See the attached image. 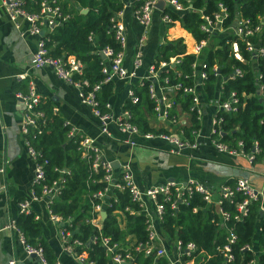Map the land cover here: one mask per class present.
Returning a JSON list of instances; mask_svg holds the SVG:
<instances>
[{
    "label": "trees",
    "instance_id": "trees-1",
    "mask_svg": "<svg viewBox=\"0 0 264 264\" xmlns=\"http://www.w3.org/2000/svg\"><path fill=\"white\" fill-rule=\"evenodd\" d=\"M37 4L25 0L24 6L29 10L38 9ZM183 6L191 5V10L176 14L163 9L160 14L167 13L172 20H177L183 30L191 35L193 40L206 39V34L200 32L199 24L201 14H210L216 10L218 3L222 4L229 13L231 20L235 15L247 20L248 25L255 26L259 21L264 27V0H176ZM62 15L67 18L60 24L51 28L46 34L47 54L49 56L65 57L73 56L82 64L81 74L73 75L72 79H85L89 85L97 83L104 78L101 72L103 60L98 55V50L110 47L118 50L119 45L110 30L109 18L121 10L122 0H55ZM81 10H85L84 13ZM88 36L93 38L88 41ZM237 43L242 61L236 60L230 51V43ZM213 43V41H212ZM203 49L201 59L206 63V78L203 81L204 97L207 100L213 98L219 91L220 99H225L230 92L237 98L234 112L217 111L216 117H221L220 129L222 135L219 142L229 148L252 153L256 144L258 151L253 154V162L264 157V100L261 101L259 93L264 94V59L251 57L243 46V42L234 37H222L215 45ZM205 50V51H204ZM169 57H177L180 63L175 70L167 72L166 84H179L175 93H167L173 106H178L188 112L190 126H182L180 130L190 138L189 130L198 126L194 111L189 112L191 96L182 92V87L192 86L189 78L191 64L196 59L192 54H185L184 44L181 38H175L160 44L156 48L155 60H167ZM218 67L219 76H215L212 67ZM233 68L240 70V75L233 78H225ZM178 73V74H177ZM257 75L259 77L257 78ZM223 78H225L223 80ZM217 80L220 82H217ZM164 84L163 82H160ZM15 84V83H14ZM13 84V85H14ZM147 80L131 82L128 87L133 92L135 102L132 104L125 99L122 110L130 112L129 122L140 132L158 133L149 125V118L154 115V103L148 97ZM22 86L24 93L26 85ZM258 85L261 89L258 90ZM112 94V82L101 84L98 92L94 94L101 112L105 111V102ZM39 110L43 116L36 120L37 128H28L24 135L29 146L37 153V162L43 163L44 180L49 184L62 177L61 188L56 198L51 200L49 209L65 222L64 230L69 231V241L77 240L81 243L78 251L86 253V261L91 264H107L109 257L104 247L100 245V238H107L110 245L117 244L114 252L123 253L131 250L132 262L135 264H167L164 257H155L154 253L144 255L143 249L136 252L133 247L143 245L147 241L145 218L142 214H132L123 210L125 207L134 212L138 206L133 202L126 190L113 191V197L108 200L105 207L106 217L101 221L100 229L91 224L95 214L92 205L98 200L92 198V194L104 187L101 181L102 170L100 167L92 169L90 158H82L78 148L77 134L68 136L70 126L53 111L49 101L39 102L33 107ZM39 131V132H38ZM240 141L241 146L236 143ZM65 169L66 173L60 174L57 170ZM235 180H229L226 186L233 188ZM39 186H35L36 193ZM173 191L169 193L171 201H175L176 209L170 208V201L164 200L158 195L157 201L162 204L163 213L159 221L160 232L169 239H176L181 247L191 242L196 245L197 264H225L223 246H228L231 260L228 264H264V213H260V200L256 198L246 205V213L234 218L237 214L235 205L244 196L238 191H233L229 198H221L219 210L227 214V218L221 222L220 212L215 209L213 203H205L201 195L196 192L183 194L181 201L174 199ZM195 209V211H193ZM123 216V227L117 222L118 212ZM16 229L22 234L25 244L40 248L45 264H54L55 255L48 242L41 235V225L33 212L28 215L18 214L14 219ZM228 232L234 235L232 241H228ZM95 236L96 241L91 242ZM247 246L249 249H245ZM199 258L201 260H199ZM185 258H182L184 261Z\"/></svg>",
    "mask_w": 264,
    "mask_h": 264
},
{
    "label": "built area",
    "instance_id": "built-area-1",
    "mask_svg": "<svg viewBox=\"0 0 264 264\" xmlns=\"http://www.w3.org/2000/svg\"><path fill=\"white\" fill-rule=\"evenodd\" d=\"M29 2L37 4L35 0H28ZM158 1H162L163 9L170 10L176 14H181L185 11L191 10V5L183 6L181 3L176 0H133V12L134 17L141 28V33L137 39V47L134 51L131 69L132 71L138 70L142 66V52L141 44L145 39V34L148 29V26L151 23L152 15L154 12L160 13L155 5ZM25 0H0V5L5 13L7 19L13 24L14 28L19 32V36H32L36 39L35 49L33 50L30 60L29 68H42L49 67L53 71L54 75L71 85L77 88V97L81 104L89 107L93 116H95L99 123L101 124L100 133L109 136L110 133L107 130V122L112 119V116L109 115L108 104L105 102L104 108L105 111L101 112L98 107V102L96 101L94 94L98 92L102 83L109 81L111 78L116 77L120 80L129 79L131 74L123 68V49L125 46V26L121 19V10L115 12L110 18V30L113 33L114 40L119 45L118 50H113L110 47H105L98 50V55H102L103 65L101 67V72L104 75V78L92 85H89L85 79H72L73 75L79 76L81 74L82 64L79 60L75 59L73 56H49L47 54L46 43L48 38L46 34L51 31V28L60 24L64 21L67 16L62 15L59 7L57 6L55 0H40L38 2V9L29 10L24 6ZM123 7V6H122ZM159 19L164 24H170L175 22L167 14L159 15ZM201 22L199 24L200 32L206 34V39L195 41L192 38L190 41L189 51H186L184 45L185 54H192L196 58L191 64V74L189 76L192 86L182 87V92L191 96V103L189 105V112L194 111L195 120L198 122L200 110H199V96L197 88L200 86L203 89V81L206 78V63L202 59H198V56L202 55L203 49L207 48L209 44L212 43L215 36L220 35L218 39L227 36H234L240 39L243 42L244 49L251 54V57H261L264 59V29L262 28L261 22H258L255 26L248 25L247 20L235 15L231 20L229 19V13L226 8L218 3L216 5V10L210 14H201ZM21 24H25V28L21 29ZM217 34V35H216ZM93 38L88 36V41H92ZM182 43L185 44L186 42ZM230 50L232 56L238 60L242 61L241 55L238 51L237 43H230ZM180 63V59L177 57H169L167 60L153 61L151 62L146 69L144 76L138 78L137 81L147 80L149 82L147 86L148 97L154 103L153 111L156 118L161 120H168L171 123L175 122V118L170 114V109L172 108V101L170 96L167 95L168 92H165L167 89L165 86L167 82V72L169 69L175 70L176 66ZM213 71L215 76H219L218 67L213 65ZM240 70L233 68V71L225 78H233L235 75H240ZM178 74V73H177ZM26 77V73L17 74L16 79H23ZM259 75H257V78ZM223 78V80L225 79ZM163 82L164 84H161ZM222 82V81H220ZM131 82H129L130 84ZM128 84V85H129ZM179 84L169 85L168 88L175 93L176 89L179 88ZM126 98L130 103L135 102L133 92L127 87ZM261 89V86L258 85V90ZM221 93L218 91L217 95L209 100L207 104L211 105L214 108V112L211 119V135L215 137L213 140V145L215 150L218 152H225L228 154H243L249 162L253 161V154L258 151L256 144L253 145L252 153L245 154L241 151L235 150L233 148L227 147L225 144L219 142L218 138L222 135L220 129L221 117H216L215 113L217 111L223 112H234L236 108L237 98L233 92H230L229 95L221 100ZM15 97L19 100L23 114L21 122V132L25 135L28 132V128H37L36 120L43 116V113L39 110H33V107L39 102V97L35 91V87L31 81L27 83L26 91L24 93L17 92ZM259 97L264 100V94L259 93ZM130 112L128 110H122L120 115L115 119V123L121 131L130 135H137L144 139H153L164 141L168 143L174 150L180 152L184 149H192L196 147L195 138L198 133V126L189 130V137L184 135L180 130V127L177 129V132H140L134 125L129 122ZM65 124H67L65 122ZM39 132V131H38ZM76 134L73 128H70L68 131V136H73ZM24 143L26 147V153L30 160L33 162V176L31 180V186L26 197L20 200L17 203V208L19 214L28 215L30 214V202L36 200H43L45 202L46 208L48 210L49 220L54 224L58 225L59 235L61 242L63 244V251L73 257L80 264H91L86 261V253L84 251H78L77 248L81 247V243L77 240L69 241V231L61 229L65 222L62 221L60 217L51 213L49 205L51 200L56 198L59 190L61 188L62 177H59L49 184L43 183L44 180V170L43 163L37 162V153L29 146L28 141L24 137ZM238 147L241 146V142L236 143ZM82 158H90V167L96 169L100 167L103 174L101 181L105 184L104 187L92 194V198L98 200V203L92 205V211L95 214L91 219V224L96 228L100 229V224H97V214L102 211V204H108V200L113 197V191H123L126 190L129 194L130 199L135 202L138 206V211L134 212L128 207H125L123 210H127L132 214H142L145 218L146 230H147V241L143 245H137L133 247V250L136 252L139 248L143 249L144 255H150L154 253L155 257L161 256L164 257L167 261V264H173L168 260L165 249L160 245L162 238L155 230L154 221H160L163 213L162 204L157 201V196L161 195L164 200L170 201V208L176 209L175 201L170 199L169 193L173 191L172 196L174 199L181 201V196L183 194H190L191 192H196L201 195L202 200L205 203H213L217 206V211L219 210V204L221 198H229L233 191H238L242 194L243 199L238 202L235 207L237 214L234 218H238L239 215L246 213V205L256 198L260 200V213H264V205L262 204L261 194L253 189L246 179L239 178L234 182L233 188L228 186H222L218 190V199L215 202L211 200V192L213 191L211 187H208L204 184L198 183L193 179H188L183 183L174 184L172 182L165 183L163 185L153 186L144 191L139 190V188L131 180L129 170L124 166L116 174L111 168L108 162H105L101 158V152L99 148L94 144V142L89 139L80 136L78 139V148ZM260 164L264 166V157L259 160ZM2 171V170H0ZM60 174L66 173L65 169H58ZM35 186H39V192L36 193L34 190ZM151 202V208L147 206L146 202ZM195 211V209H193ZM118 214H121L119 211ZM36 218V217H35ZM227 218L226 213L220 212L221 222ZM14 220L8 224L10 228L16 234L18 243L23 247L24 253L26 255H34L39 259L41 264H45L42 258L40 248H34L25 244L24 237L16 229ZM234 235L231 232H228V241H232ZM91 242L96 241L95 236L91 237ZM100 245L104 247L106 255L113 262V264H135L132 262L131 250H125L123 253L114 252L117 248V244L110 245L107 238H100ZM245 249H249L245 246ZM196 250V245L194 243L188 242L181 247L180 242L176 240L175 243V260L179 264H197L196 254L192 255ZM228 246H223L225 264H228L231 260V255L228 252ZM182 258H185L182 261ZM199 260H201L199 258ZM253 261L248 262L247 264L252 263ZM9 264H13V261H9ZM54 264H61L59 261H55Z\"/></svg>",
    "mask_w": 264,
    "mask_h": 264
},
{
    "label": "crops",
    "instance_id": "crops-1",
    "mask_svg": "<svg viewBox=\"0 0 264 264\" xmlns=\"http://www.w3.org/2000/svg\"><path fill=\"white\" fill-rule=\"evenodd\" d=\"M122 3L121 19L125 26L126 39L122 64L131 77L125 80L113 77L109 80L112 82V94L106 101L109 105V115L112 116L106 125L109 136L100 133L101 124L89 107L80 103L77 88L57 78L49 67L29 68L36 39L27 35L19 36V32L7 19L0 5V264H9V261H13V264H41L36 256L24 253L15 232L7 227L18 216L17 203L27 196L33 176V162L27 156L24 134L20 130L23 110L15 97V93H22V86L15 85L16 82L27 86L31 81L39 100L49 101L53 111L76 131L78 137L91 139L99 148L102 160L110 164L115 174L126 166L131 180L139 190L144 191L168 182L179 184L193 179L212 188L210 198L215 202L220 187L226 186L225 183L229 180L244 178L261 194L264 205V166L259 161L249 162L240 153L228 154L215 150V137L211 135L214 108L207 104L202 87L197 88L200 115L195 148L177 152L164 141L156 138L144 139L119 129L115 119L120 115L122 104L127 99L129 82L145 75L147 66L155 60L158 45L175 38L185 39L186 35H189L177 20L164 24L159 19L161 12H154L140 46L142 66L132 71V58L141 28L134 17L133 0H122ZM23 27L25 28V24H21V29ZM152 27L156 28L154 32ZM198 59H201V56H198ZM22 73H26V77L16 79V75ZM165 87V92H172L168 86ZM173 107L174 123L153 115L148 120L149 125L163 132H177L179 127L190 126L188 112L182 110L178 104ZM146 204L150 209L151 202L147 201ZM105 207L106 204L103 203L102 211L97 214V224H101L106 217ZM30 210L39 220L41 235L52 248L56 260L61 264H80L63 251L59 226L49 220L45 202H30ZM117 222L122 228V214L117 215ZM154 227L162 238L160 245L165 249L169 262L171 260L173 264H179L175 260L176 239H169L161 234L159 221H154ZM107 264L113 262L109 259Z\"/></svg>",
    "mask_w": 264,
    "mask_h": 264
},
{
    "label": "rangeland",
    "instance_id": "rangeland-1",
    "mask_svg": "<svg viewBox=\"0 0 264 264\" xmlns=\"http://www.w3.org/2000/svg\"><path fill=\"white\" fill-rule=\"evenodd\" d=\"M259 22H261V21H259ZM261 25H262V28L264 29V27H263V24H262V22H261ZM151 30V29H150ZM156 30V28H153L152 27V31L154 32ZM151 31V32H152ZM152 32V33H153ZM186 32V31H185ZM187 33V32H186ZM189 34V33H188ZM217 35V34H216ZM187 37H185V39H183V42H186L184 45H185V47L187 48V50L189 51L190 49H189V44H190V41H192V37H191V35L189 34V35H186ZM218 37H221L220 35H217V37L215 36V38L213 39V43H212V45H211V47L213 46V45H215V43H216V41H218L219 39H218ZM232 42H234V41H232ZM231 42V43H232ZM205 51V50H204ZM231 51V50H230ZM190 52V51H189ZM194 56V55H193ZM213 189H216V188H213Z\"/></svg>",
    "mask_w": 264,
    "mask_h": 264
},
{
    "label": "water",
    "instance_id": "water-1",
    "mask_svg": "<svg viewBox=\"0 0 264 264\" xmlns=\"http://www.w3.org/2000/svg\"><path fill=\"white\" fill-rule=\"evenodd\" d=\"M155 7H156L159 11L162 12V11H163V3H162V1H158V2L156 3ZM81 12L84 13L85 10H81ZM100 58H101V59L103 58L102 55H100ZM215 209L217 210V206H215ZM102 216H104V214H102Z\"/></svg>",
    "mask_w": 264,
    "mask_h": 264
}]
</instances>
